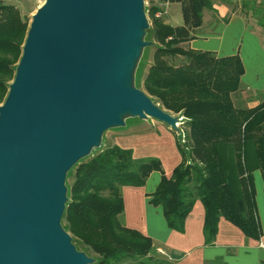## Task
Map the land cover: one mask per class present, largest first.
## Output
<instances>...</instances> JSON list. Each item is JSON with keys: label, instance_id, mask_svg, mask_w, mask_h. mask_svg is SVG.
I'll use <instances>...</instances> for the list:
<instances>
[{"label": "water", "instance_id": "1", "mask_svg": "<svg viewBox=\"0 0 264 264\" xmlns=\"http://www.w3.org/2000/svg\"><path fill=\"white\" fill-rule=\"evenodd\" d=\"M146 0H44L0 103V264H94L63 224L69 171L127 117L180 132L136 83Z\"/></svg>", "mask_w": 264, "mask_h": 264}, {"label": "trees", "instance_id": "2", "mask_svg": "<svg viewBox=\"0 0 264 264\" xmlns=\"http://www.w3.org/2000/svg\"><path fill=\"white\" fill-rule=\"evenodd\" d=\"M167 1L181 4L183 23L165 22L156 15L161 9L151 5L158 44L143 86L166 110L187 117L189 150L177 138L182 161L170 177L159 158L137 159L131 148L117 144L73 166L64 226L97 256L94 264H123L130 258H139L138 264H167L156 258L151 237L120 219L123 186H143L153 171L161 172V179L150 194V203L162 207L170 228L184 231L186 218L200 199L205 206L207 244L214 242L221 217L249 237L260 239L264 233L253 176L260 170L264 180V100L251 107L235 103L233 94L240 89L245 71L238 54L217 57L210 51L181 46L194 38L203 24V9L213 8L212 1ZM237 3L247 8L251 0ZM28 28L29 21L19 7L0 0V103L15 76Z\"/></svg>", "mask_w": 264, "mask_h": 264}, {"label": "crops", "instance_id": "3", "mask_svg": "<svg viewBox=\"0 0 264 264\" xmlns=\"http://www.w3.org/2000/svg\"><path fill=\"white\" fill-rule=\"evenodd\" d=\"M211 1L213 8L203 9V24L196 29L194 38L184 41L181 46L210 51L217 57L238 54L245 71L233 99L236 104L255 106L264 100V38L235 9V2L241 0ZM151 5L163 11L165 22L183 23L179 2L151 0ZM140 128H127L114 144L131 148L137 159L159 158L165 174L170 177L182 161L176 132L162 122H148ZM253 176L257 211L264 231V180L260 170H255ZM160 179L161 172L153 171L143 186H123L124 212L120 217L125 226L151 237L156 251L157 248L165 251L159 254L173 264H264V233L260 239L249 237L225 217L219 220L214 242H205V206L200 199L186 218L184 231L170 228L162 207L150 203V194Z\"/></svg>", "mask_w": 264, "mask_h": 264}, {"label": "rangeland", "instance_id": "4", "mask_svg": "<svg viewBox=\"0 0 264 264\" xmlns=\"http://www.w3.org/2000/svg\"><path fill=\"white\" fill-rule=\"evenodd\" d=\"M4 1L6 3L17 5L23 17L27 19L29 23L31 21L32 15L36 12L37 8L44 2V0H4ZM150 8H151V0H146V12H147V17L149 20L150 27L148 28L149 32H147V35L145 36V40L150 41L152 43L150 45H147L143 50L142 58L140 60L139 67L136 72V80H135L136 85L143 90H144L143 79H144L145 74L148 71L149 66L153 62V54L155 50V45L158 44L155 34H154L155 32L154 24H153V18L150 14ZM235 9L239 11L240 13H242L245 16L247 22L250 23L255 30H258L264 38V0H251V5L250 7H247V8L241 7V3H237L235 5ZM175 62H177V60ZM176 115L185 117L181 113L176 114ZM185 120H187V117H185L184 121ZM148 122L156 123L159 121L153 118H148L144 120V119H140L139 117H127L125 126L111 128L103 134L101 145L99 147L94 148L88 157L96 154L97 152H99L100 150L104 149L107 146L113 145L116 138L118 136H121L124 132H126L127 128L137 127L141 129L140 126L142 124H147ZM182 127L185 130L187 129V126L185 125H183ZM73 176H74V170L72 169L69 171L67 180H66L68 190L73 182ZM63 224H64V220H63ZM73 241L79 250H83L87 254L92 255L97 259V256L89 252L83 245L80 244L79 241L74 240V239ZM154 254L157 259L163 260L167 264H173L172 261L162 256L157 251ZM138 260L139 258H136V259L130 258V259L125 260L123 264H138Z\"/></svg>", "mask_w": 264, "mask_h": 264}, {"label": "built area", "instance_id": "5", "mask_svg": "<svg viewBox=\"0 0 264 264\" xmlns=\"http://www.w3.org/2000/svg\"><path fill=\"white\" fill-rule=\"evenodd\" d=\"M156 15L162 17L163 11L162 10L158 11L156 13ZM178 116H180V115H178ZM180 117H181V123L179 124L180 132H176V134H177L178 139H179L180 143L182 144V146H184V148L186 150H188L189 146L187 145L186 130L182 127L184 125L185 117H183V116H180ZM157 252L162 253V254L165 253V251L162 248H157Z\"/></svg>", "mask_w": 264, "mask_h": 264}]
</instances>
